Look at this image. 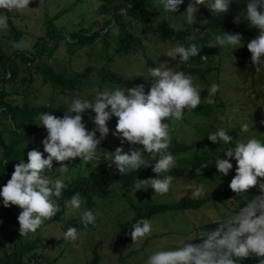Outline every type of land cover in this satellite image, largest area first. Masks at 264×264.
<instances>
[{"label":"trees","instance_id":"16d2710c","mask_svg":"<svg viewBox=\"0 0 264 264\" xmlns=\"http://www.w3.org/2000/svg\"><path fill=\"white\" fill-rule=\"evenodd\" d=\"M186 1L182 0V3L173 14L160 8L161 15H159L158 21L155 24H150L148 22V9L154 4H159L155 0H95L98 4L99 13L105 15L102 25L95 29L81 28L79 31H73L68 35L69 40H66L63 27L57 26L56 22L74 7L73 4L67 9L59 10L51 17L44 16L42 21L44 36L37 37L30 50L11 47L12 43H20L22 31L15 29L8 19L9 52L3 51L0 47V176L2 177L0 186L9 179L13 165L21 161L27 162V152L29 150L40 151L42 158L47 155L43 153L41 144L42 138L46 135V130L43 126L38 125V115L42 112H50L55 117L62 116L67 107L60 103L59 95L66 96L75 92L81 93L92 82L96 84V89H101L102 86H107L109 89L112 87L127 89L143 84V90L147 93L152 79L145 81L131 76L125 79L123 75H117L111 67L107 66L112 63L115 57L133 60L143 58L148 66L152 67V59L147 55V50L151 46L155 45L156 49H160L164 43L170 45L179 43L185 47L190 43L195 44L200 48L197 55L190 57L186 63L176 61L173 67L175 70L184 71L193 78L199 79L203 86L205 85V92L207 93L210 84L217 83L220 88L222 82L227 79L226 75L219 73L220 60L239 56L246 64V72L251 73L250 83L246 90L264 98V92L259 87L258 79L253 77V73L256 72L252 68L250 53L246 48L247 42L259 34V29L248 26L245 21L238 22L236 19L237 13L244 8L246 0H233L229 10L223 14L200 10L199 13L205 16L203 24L193 23V26L189 28L185 21L180 20L182 26L176 27L175 22L178 23V16L182 14L179 10L185 6ZM126 18H129V20L126 21ZM112 29H115L114 34L111 33ZM220 32L239 33L242 41L239 50L234 49L231 53L225 47L208 46L209 43L214 42V36L220 34ZM96 39L101 42L102 55L94 60L92 66L85 67L79 72L73 71L71 75L66 74L65 70L54 68L55 62L66 65V61L59 59L57 55L60 44L63 46L64 53L73 55L84 47L90 46ZM201 57L206 59H201ZM216 60H219V62ZM99 64L101 65L96 67ZM261 77L264 85V72H261ZM34 83L37 86L33 85ZM257 90H259V93ZM39 91L43 92L42 96L40 95L41 98L35 95ZM217 93L212 97L215 101L214 104L206 102V94V96L201 97L204 100L197 108L186 111L181 121H170L169 134L171 139L167 151L175 158V166L168 173H161V176L171 175L173 180L184 179L201 182L206 177L218 174L214 167L216 157L213 156L222 151L223 145L219 146V144L209 142L206 136L207 133L199 135V132H197L198 127L189 123L197 119L199 124L202 125L205 119H215L214 108L217 106L222 108V112L226 110L224 103L220 102L219 105H216V101L219 100ZM39 99L41 103L35 104L34 100ZM92 115L94 114L90 109L81 113L82 123L85 124L87 130L94 127L90 120ZM236 118L241 120L240 117ZM115 122V117H110L106 122L110 132L114 130ZM166 122L167 120H165ZM180 131H184V134L198 133V143H178L176 137ZM227 134L232 138H236L233 134ZM256 134L259 135V139L264 141V131H257ZM98 135V132L94 133V136ZM107 141L105 136L98 147H109L112 152V147L121 142L119 136L118 141H113V145L112 139L109 140L111 144ZM121 148L124 151V148ZM96 156L97 159L86 163L79 161L78 158H73L69 165V171L64 174L59 173L57 168L60 165L56 161H52L50 170H45V175L49 179L59 178L66 184V188L62 190L60 200L57 201L61 205L59 210L61 213L65 214V209L68 208L64 206L63 201L70 198L74 192H79L83 197L81 209H91L94 213L96 200L107 199L113 192L115 185H119L121 190L124 191L136 186V180H145L154 175L151 171V165L128 174H120L115 166L107 165L110 159L108 158L105 161V157H102L98 149ZM220 158H223L222 153ZM229 161L235 167V161L231 158H229ZM205 162H207L205 166L201 167ZM260 179L264 180V178ZM257 194V188L254 186L242 195L234 194L230 189H227L211 197L199 196L171 203L159 202L157 198L150 199L147 192L137 198L126 196L124 199L132 211V217L118 226L119 232L116 237V245L111 248V251L120 256L127 245H130L132 242L129 235L130 228L137 219L150 220L154 214H174L179 211H191L190 213L196 215V220L201 221L193 228L195 234L192 243H197L199 241L195 240L198 236L196 231L200 233L203 230H212L215 227L216 217L214 215H210L206 221H204V217H200V209L207 206L208 202L214 200L219 205L222 204L225 208L232 210L239 205L242 206L247 198L249 200ZM230 199L237 201L235 207L230 205L228 201ZM212 206L216 210L217 205L213 204ZM20 211L21 209L15 205L9 204L8 207L0 205V236L8 241L12 247L10 253L3 255L4 264H24L22 262L24 254L34 252V248L44 242L39 236V231L49 222L44 220L33 233L19 234L17 216ZM76 214L78 216V221L75 222L77 229L91 231L93 224L84 226L80 222V210ZM217 216L222 217L224 214ZM55 221L59 222L60 218L55 217ZM261 260H264V257H256L254 254H250L248 257L243 258L240 264H260ZM97 262L98 255L96 248H94L93 257L89 264H96ZM38 264L49 263L42 261Z\"/></svg>","mask_w":264,"mask_h":264},{"label":"clouds","instance_id":"9594fccd","mask_svg":"<svg viewBox=\"0 0 264 264\" xmlns=\"http://www.w3.org/2000/svg\"><path fill=\"white\" fill-rule=\"evenodd\" d=\"M162 9L167 13H174L182 0H158ZM233 0H208L205 6L201 0H193L184 11V20L193 24L195 5H204L212 13L223 14L229 10ZM29 0H0V33L8 29V12L27 8ZM244 17L250 26L259 29V34L246 44L250 53V61L256 73L264 72V0H246ZM219 46L234 49L242 46L239 33L220 32L214 36V42L208 46ZM12 48H20V43H12ZM195 44H175L164 56L186 63L190 57L199 52ZM158 57V56H157ZM201 59H206L201 57ZM145 67V65H144ZM146 68V67H145ZM152 79L147 93L143 84L122 89L119 87L97 90L94 98L73 97L60 117L50 112L38 115V125L43 126L46 135L42 138L43 153L37 150L27 152V162L13 165L9 179L0 186V205L17 206L21 211L17 216L19 234L35 232L43 223L61 208L57 202L61 198L66 184L62 179H49L45 170H50L52 161L59 163L60 174L69 171L73 158L81 162L97 159L96 153L101 140L108 134L106 122L115 117L113 136H119L121 143L140 145L141 148H129L124 152L121 147L108 153L110 165H114L120 174H128L142 167L151 165L153 177L136 180L137 189L153 190V193L164 194L170 189L173 181L168 173L175 166V158L167 149L170 143V121H181L186 111L197 108L202 99L199 86L193 83V77L184 71L167 67L166 62L146 68ZM219 85L212 83L208 87L206 102L214 104L212 98L218 91ZM91 110L90 117L93 128L87 130L82 123L81 113ZM236 109L233 108V112ZM224 119V117H221ZM167 120V122H163ZM264 123V121H262ZM248 122H241V134L253 133L249 131ZM225 127H217L209 132L207 140L213 144L223 145L222 151L214 155L215 170L220 176L228 174L233 165L229 158L235 161L234 175L229 181L228 188L234 194H244L254 186L257 195L243 202L224 216L215 218L212 230H203L193 240L181 239L174 248L157 250L145 260V264H240L243 258L254 254L264 257V141L259 135H242L240 139L229 136ZM99 133L94 136V133ZM142 153H147V157ZM222 153L223 158H220ZM5 160L3 161V163ZM67 162V163H64ZM203 163L201 167L205 166ZM147 185V188L141 185ZM204 193V185H195L190 195L199 197ZM83 197L74 192L70 198L63 201L64 206L72 210H80V222L84 226L94 224L96 214L91 209H81ZM152 230L148 219L139 218L130 228L132 241L143 239ZM65 239H75L78 230L69 227L64 231ZM264 264V260L260 261Z\"/></svg>","mask_w":264,"mask_h":264},{"label":"rangeland","instance_id":"374dc122","mask_svg":"<svg viewBox=\"0 0 264 264\" xmlns=\"http://www.w3.org/2000/svg\"><path fill=\"white\" fill-rule=\"evenodd\" d=\"M155 1L158 2V0ZM192 2L193 0H187L185 6L179 10L182 14L178 16V23L175 22L177 25L176 27L182 26L179 21H185L183 13L189 3ZM201 2L206 6L208 0H201ZM73 4L74 7L56 22L57 26L63 27L66 40H69L68 35L73 31H79L81 28L95 29L102 25L105 15L99 13L98 4L95 0H29L27 8L9 12L7 17L11 24L15 29L22 31V37L20 39L21 49L30 50L36 38L44 36L42 21L45 15L51 17L59 10L67 9ZM204 5H195L197 10L193 13V23H204L205 16L199 13L200 10L211 12ZM160 8H162L160 4H154L148 9V22L150 24H155V22L158 21V17L161 15ZM0 12H5V10L0 9ZM236 19L238 22H247L244 17V8L237 13ZM128 20L129 18H126V21ZM247 25L250 26L248 22ZM192 26L193 24H188L189 28ZM251 27L258 29L255 26ZM111 33L114 34L115 29H112ZM9 40L8 31L0 33V47L7 53L9 52ZM59 46L57 50L58 58L65 60L66 65L62 63L57 64L55 62L54 68L57 70H65L66 74L69 75H71L73 71L79 72L85 67L92 66L94 60L102 55V45L99 39H96L90 46L84 47L73 55L64 53L62 44ZM172 46L173 45L169 43H164L160 49H156L155 45H153L147 50V55L152 59L153 66L164 62H166L167 67L174 66V63L178 61V57L176 60H173L164 56V53ZM237 50H239V48ZM228 51H230V49ZM216 61L219 62V60ZM111 64L107 66L111 67L112 71L117 75H123L125 79L130 78L129 76L140 78L145 81L150 79L146 69L149 66L143 58L133 60L130 58L120 59L115 57ZM100 65L101 64L96 67ZM246 71V64L239 56L220 60L219 73H221V75H226L227 79L222 82L223 84L218 88L217 94L219 100L216 101V105L222 102L226 106V110L222 112L220 106L215 107L214 115L216 118L205 119L202 125L199 124L197 119L189 122L192 126L198 127L197 132H199V135L203 133L208 134L221 126L229 130L228 133L235 135L237 139H240L239 137H242V135H255L257 131H264V123H262V121H264V98L246 90L251 79V73H247ZM253 77L258 79V83L260 84L259 87L264 92L261 73H253ZM193 83L202 90L200 92V97L206 96L205 85L203 86V83L197 78H193ZM33 85L37 86L35 83ZM106 87L107 86H102L101 89H96V84L92 82L88 84L81 93L75 92L66 96L59 95L58 97L60 103L68 107L73 97L92 99L97 90H103ZM257 91L259 93V90ZM42 93V91H39V93L35 95L41 98ZM203 100L204 99H202V101ZM34 102L35 104L41 103L40 99L34 100ZM233 108L236 109L235 112H233ZM221 117H224V119H221ZM236 117H240L241 120H238ZM241 122H248L250 125L249 131L253 133L241 134L239 132V125ZM112 132L109 131L106 138L108 141L112 139L113 145V141H118V136H113ZM199 135L198 133L184 134V131H180L176 138L178 143L191 144L195 142L198 143ZM109 144H111L110 141ZM116 147H123L124 152H127L130 147L138 149L142 146L129 145L125 141L114 145L112 151H114ZM98 152H100L102 157H105L104 160L107 161L108 154L106 152L111 153V148L99 147ZM142 155L147 157L148 154L142 153ZM109 163H111V161ZM107 165L114 166L110 164ZM234 169L235 167L230 169L225 176L214 174L202 179L201 182L187 181L184 179L173 180L169 191L164 194L153 193V190L147 188L146 184L141 185V187L147 189H137L135 192H132L135 186L131 189L122 191L119 185H115L113 187V192L107 199L96 200V208L94 210L96 221L91 231H80L77 229L79 234L75 239H65L62 233L66 231L67 228H77L75 222L78 221L76 213L79 210L67 208L65 209V214L58 211L49 219H44L49 223L39 231V236L44 241L43 244L34 248V252L31 251L32 254H24L22 262L24 264H38L42 261L49 264H89L93 257V249L96 248V253L98 255V262L96 264H145L146 258L154 251L174 248L178 246L181 239L193 240L195 234L193 228L195 225L201 223V221L196 220V215L194 216L193 213H190L191 211H179L174 214H154L149 220L152 225L151 232L143 239L132 241L119 256L111 251V248L116 245V237L119 232L118 226L132 217V211L126 204L124 197L130 196L137 198L147 192L150 199L157 198L159 202L171 203L177 200L182 201L194 198L190 193L194 186L199 184L204 185V193L201 196L211 197L229 189L228 184L234 175ZM229 176L230 178H228ZM1 182L2 177L0 176V183ZM228 201L230 205L234 207L237 205L235 199H230ZM213 204L217 205L216 210L213 208ZM206 205L207 206L200 209V217H204V221H206L210 215L217 217L219 214L226 215L231 211L222 204L219 205L214 200L208 202ZM55 217L60 218V221L56 222ZM199 234L200 233L196 231V235ZM11 249L10 243L0 236V264H4L3 255L5 253H10Z\"/></svg>","mask_w":264,"mask_h":264}]
</instances>
